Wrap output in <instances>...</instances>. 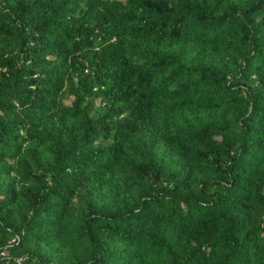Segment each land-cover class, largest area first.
<instances>
[{"label": "trees", "instance_id": "16d2710c", "mask_svg": "<svg viewBox=\"0 0 264 264\" xmlns=\"http://www.w3.org/2000/svg\"><path fill=\"white\" fill-rule=\"evenodd\" d=\"M0 264H264V0H0Z\"/></svg>", "mask_w": 264, "mask_h": 264}, {"label": "rangeland", "instance_id": "374dc122", "mask_svg": "<svg viewBox=\"0 0 264 264\" xmlns=\"http://www.w3.org/2000/svg\"><path fill=\"white\" fill-rule=\"evenodd\" d=\"M70 99H71V97H69V98H66L65 100L67 101V102H70ZM98 102H99V100H98ZM13 162V160H8V163H12ZM15 172L13 171L12 172V174H14ZM9 177V176H8ZM10 179H12L11 177H9ZM117 180V179H116ZM7 181H9V180H7ZM110 181L109 180H105L104 181V188H108L109 187V185H110ZM92 187H90L89 189H91ZM89 189H87V190H84V192H83V194H82V196L79 198V199H77L75 202V206H78V205H80V204H83V200L85 199V197H86V195H87V192H89L88 190ZM3 253H8V251H4Z\"/></svg>", "mask_w": 264, "mask_h": 264}]
</instances>
